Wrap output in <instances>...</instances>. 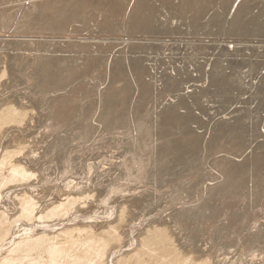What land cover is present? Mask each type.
<instances>
[{"label": "rangeland", "instance_id": "obj_1", "mask_svg": "<svg viewBox=\"0 0 264 264\" xmlns=\"http://www.w3.org/2000/svg\"><path fill=\"white\" fill-rule=\"evenodd\" d=\"M43 1H45L46 4H48L52 0H50V2H49V0L48 1H46V0H30V1L29 0H9V1L8 0H2L1 1L0 0V6H1L0 11L3 12V13L0 12V33H1L0 34V48H1L0 49V64H1L0 65V78H1V80H0V94H1L0 95V105H1L0 108H2V107L5 108L6 106L7 107L10 106V107H13L14 109H17V110H19L21 108L19 110L21 112L24 111L20 115L21 117L20 116L18 117L17 122L14 121L13 123H10L7 125H2V129H0V132H3V133L0 134V141L3 142L2 141L3 138L6 140H4L3 143L0 142V149L2 148L1 145L4 144V146H3V148H4L5 146H7L9 144L7 146V150L8 151L11 150V152L13 154L10 155L8 160L16 161V163L19 160L20 162L18 161L17 164H19V165H20V163H21V165H22V163L24 164L22 166L24 168V171L26 169V172H27L26 174L29 177L28 178L26 176L27 180L29 179L28 182H32V183L36 184V189L33 192V194L36 193V195H34L35 201L37 199H39L37 201L45 200V197L47 198L46 195L48 193L50 194L53 192V195H54L56 192H58L59 189H61V187H65L66 186L65 184L68 185V187L67 186L66 187H67V189H69L70 187L72 188V185H74V183L76 185L78 182L79 183L84 182L83 184H80L81 186L79 185V183L77 184L79 187L78 189H80V190H78V189L74 190L77 188V186L75 188V185L73 186L74 189L72 188L74 191V193H73L74 195L73 194L72 195L76 198L75 208L77 207L80 210L81 209L84 210V209L88 208L87 207L88 205H90V208L92 209L91 214L89 213L88 216H86L87 219H89L88 221H86L87 220L86 217L84 218V220L83 219L77 220L79 222H82L84 225L87 224L88 226H90V224H93L94 226H96V225L98 226V224L103 225L104 224L103 222H105V221H107L108 223L111 222V225H113V223H114V225L116 227H118V228H116L118 234H119L120 230H122L124 228L126 229L127 227L128 228L130 227L129 229L128 228L126 230L124 229L123 232L120 231V232H122V234L121 233H120L121 235L119 234L120 235L119 239H120V237L123 238V240L122 239L121 240L124 243H125L124 240H126L125 238H127L130 235L126 240V244L127 243L130 244L129 243L130 241H131V243H133L132 240L134 241V243L135 242L138 243L137 242L138 239L143 236L142 233L147 228L151 229V227L153 228V225L156 226V228L160 226V228L163 227L162 229L165 230V232L167 233L168 236L171 235L172 238H174L175 236L177 237L176 239L175 238L172 239L174 243L178 239L182 241V242L181 241L179 242V240H178L177 241L178 243L176 242L175 244H178L177 246L180 247L181 244L183 243L182 246L183 245L184 246L183 247L181 246V248H180V249H182L183 252L186 253V251H188V250L190 252L191 248H193L194 250L192 249V251H191V252H194V254H195L193 256H198L200 258L205 257L209 261H211L210 262L211 264L212 263L215 264L216 261H219V262L224 264V262H222L223 261L222 259H226V256L224 255L225 256L224 257V256H222V254H225L227 251H229V252L226 253L227 257H228L226 261H227V263L229 262V264H247L248 262L251 263L254 260H256V261H254L256 264H258L259 261L261 264H264V261L261 262V260H264V258L262 257V256H264V254H263L264 253V250H263L264 246H261V245H264V243H263L264 242L263 241V239H264V218H263L264 217V215H263L264 214V207H263L264 206V188H263L264 187V179H263L264 178V174H263L264 173V158H263L264 157V141H263L264 140V132H263L264 131V79L262 80L263 86H261L262 89H261L260 93L256 94L257 88L260 85L259 81L262 79V77H264V64L262 63L260 68L257 69L258 71L256 72L257 73L256 75H254L255 71H252V70L249 71L250 67H251L249 65L252 64L251 62H263L264 61V0H123V2H119V4H115V3L111 2L110 0H102V1L101 0H93V1L92 0H67V1L66 0H63V1L62 0H56V1H60L59 5H60V7L62 6L61 9L65 8L64 10L61 11L60 7L57 4V9L54 11V13L56 11H57V13H55V14L52 13L54 15H52L50 11H46V9L45 10L41 9L40 11L35 12L37 14V16H36V14L34 15V12H30L31 8H33V5L36 6V5L45 4V2H43ZM82 1H84V3ZM103 1H104V3H103ZM32 2H34V3L32 4ZM40 2H42V3H40ZM65 2H67V3H65ZM93 2H94V4H93ZM107 2H108V5L106 4ZM37 3H40V4H37ZM120 3H122V4H120ZM51 4H53V3H51ZM64 4L67 7H63ZM110 4L111 5L113 4L112 5L113 8L111 7ZM137 4H139V6ZM118 5L121 7H119ZM72 8L75 10H73ZM118 8H120V9H118ZM3 9H5V10H3ZM28 9H29V11H28ZM42 11H44V14ZM27 12L28 13L30 12V14H28ZM48 12H50V13H48ZM59 12L62 13L61 15H63V16H61L59 14ZM117 12L120 14H118ZM136 12H137V14H136ZM155 12H157V13H155ZM55 16H60V17H62L61 19H64L66 17L67 19L65 18L62 21L61 19H59L60 17L56 18ZM51 17L53 19L55 18L54 20L52 19L54 22L51 21ZM12 18H14V19H12ZM56 19H57V21H55ZM102 19L105 21H103ZM59 20H61L62 25H60L61 22ZM35 22H37V23H35ZM56 22H57V25L59 27L57 25H55ZM106 22H108V23H106ZM9 23H10V25H9ZM43 23H46V24H43ZM50 24H51V26H50ZM25 27H26V29H25ZM60 27H62V28H60ZM17 29H18V31H17ZM19 29H20V31H19ZM22 29H24L25 31ZM28 29H29V31H28ZM70 29H71V31H70ZM1 30H2V32H1ZM57 30L60 33L56 32ZM35 31H37V32H35ZM50 31H51V33H50ZM62 32L65 34L63 35ZM31 33H32V35H31ZM59 34H60V36H59ZM25 35H26V37H25ZM19 36L20 37L22 36V37L20 38ZM29 36H31V37H29ZM24 41H26V42H24ZM140 41H142V42H140ZM95 43H96V45H95ZM85 48H86V50H85ZM87 48H89V49H87ZM38 51H40V52H38ZM41 52H42V54H41ZM44 55H46V56H44ZM36 56H38L37 59H40L42 57L45 58L44 60H46L47 58H48V60L50 58H52V59H50L51 61L50 60L47 61L46 64L40 65L36 62L37 61L35 58ZM39 56H41V57H39ZM4 57H6V58H4ZM14 57H15V59H14ZM20 59H22V60H20ZM26 64H28V65H26ZM48 66H49V69L47 68ZM106 66L108 69L106 68ZM41 68H44L45 70L41 69ZM46 69H48V71ZM202 69L204 70V73H203ZM124 72H126V73H124ZM133 73H136V76ZM137 73H139V74H137ZM203 74H205V79L197 81V79H200V76H202ZM51 76H53V78ZM4 78H5V80H4ZM137 78H138V80H137ZM41 79H43V80H41ZM51 79L53 80L52 83H51ZM48 81H49L50 85H48L49 84V83H47ZM53 82H55V83H53ZM126 82H127V84H126ZM136 82H138V83H136ZM141 82L143 83V85L141 84ZM37 83H38V85H37ZM88 84H89V86L90 85L91 86L89 87ZM97 84H98V86H97ZM171 84H173V85H171ZM54 85H56L57 88H55L56 86H54ZM32 86H34V87H32ZM110 86H111V88H110ZM145 86H146L147 90H146ZM47 87H49V88H47ZM53 87H54V89H53L54 91L52 90ZM50 88H51V90H50ZM59 89H61V90H59ZM10 90H12V91H10ZM44 90H45V92H44ZM119 90H120V92H119ZM86 92H87V94H86ZM117 93H119V94H117ZM123 94H124V96H123ZM91 95H92V97H91ZM23 96H25V97H23ZM75 96H77V97H75ZM49 97H51L52 101H50L51 99L49 100ZM68 97H69V99H68ZM53 98H55L57 101H59V100L60 101L54 102L56 100L55 99L53 100ZM47 100H49L48 102H50L51 104L53 102V104L51 105L50 103H47ZM104 100H106V101H104ZM8 101H9V103H8ZM58 103H60V104H58ZM110 103H111V105H110ZM54 104H55V106L59 105L60 107L62 104V107H61L62 110L61 111L63 113L60 112V115H58V118L54 114L55 113L54 108H56L54 106ZM119 105H120V107H119ZM175 105H176V107H175ZM69 106H71V107H69ZM158 106H159V108H158ZM69 108H70V110H69ZM171 109H173V110H171ZM175 109H176V112H175ZM51 111H52V114H50ZM101 112L103 114L104 113L105 114L103 115V114H101ZM180 112H181V114H180ZM166 113H167V115H166ZM53 114H54V117H53L54 119L52 118ZM117 114H118V116H117ZM186 114L189 116H187ZM104 116H105V118H104ZM111 116H113V117H111ZM108 117H109V120H108ZM19 118H20V120H19ZM69 118H71V119H69ZM99 118H100V121H99ZM111 118L112 119L115 118L114 119L115 121L112 120L113 121L112 122L110 120ZM163 118H164V120H163ZM183 118H185L184 120L186 122L184 120H182ZM189 118L194 120L193 122H195V123L190 122ZM254 118H256V119H254ZM155 119H157V120H155ZM249 119H250V121H249ZM121 120H123V123ZM119 121H121V123H119ZM114 122H116V124ZM60 123H61V126H60ZM81 123L83 125H81ZM110 124H113V125H110ZM117 124H119V125H117ZM155 124L157 125V127ZM84 125H85V127H84ZM81 126H83V127H81ZM260 126H261V128H260ZM112 127H114V128H112ZM127 127H129V128L127 129ZM147 127H148V129H147ZM186 127H187V129H186ZM188 127H189V129H188ZM262 127H263V129H262ZM82 128H83V130L86 129L84 132L87 133V135H83L85 133L83 132ZM200 128H202V129H200ZM79 129H81V130H79ZM87 129H88V131H87ZM126 129L128 132L126 131ZM189 130H190V133L188 132ZM227 130H228V132H227ZM4 131H6L5 134H4ZM13 131H14V133H13ZM180 131H181V133H180ZM80 132L83 134H81ZM254 132H256V133H254ZM257 132H260V133H257ZM144 133H146V134H144ZM6 134H7V136H5ZM47 134H48V136H47ZM141 134H144V135H141ZM148 134H150V135H148ZM192 134H195V136ZM256 134H257V136H256ZM260 134H262L263 136H261ZM96 135H98V136H96ZM139 135H140V137H138ZM145 135H146V137H145ZM188 135H190V136H188ZM80 136L84 139L80 138ZM214 136H215V138H213ZM190 137H192V141H191ZM139 138H141V139H139ZM142 138H144L145 141ZM147 138H148L149 142L147 141ZM170 138H171V140H170ZM252 138H254L255 141ZM222 139H223V141H222ZM125 140H127V141H125ZM128 140H130V141H128ZM7 141H8V143H7ZM9 141H11V142H9ZM57 141H58V144H60V145L56 144ZM139 141L143 145H139L138 144ZM230 141H232V142H230ZM23 142H25V144ZM69 142H70V145H69ZM189 142H190V144H189ZM5 143H7V144H5ZM61 143H62V145H61ZM144 143H146V144H144ZM52 144L53 145L55 144V145L53 146ZM49 145H51V146L49 147ZM75 145H76V147H75ZM137 146H138V148H137ZM52 147H54V148H52ZM167 147H168V149H167ZM219 147H222V148H219ZM33 148H35V149H33ZM94 148H95V150H94ZM67 149H68V152L66 151ZM156 149L158 151L160 150L159 151L160 154L158 153V151ZM25 150H27V151H25ZM35 150H36V152H35ZM154 150H155V152H154ZM92 151H93V153H92ZM138 151H139V153H138ZM230 151H231V153H230ZM236 151H237V153H236ZM50 152H51V154H50ZM151 152H152V154H151ZM106 153H108V154H106ZM232 153H233V155H232ZM36 154L38 156H36ZM158 154L162 158L156 157ZM80 155H82V156H80ZM209 155H210V157H209ZM14 156H16V157H14ZM126 157H129V158L125 159ZM116 158L121 162H119ZM120 158H121V160H120ZM30 159H31V161H30ZM48 159L50 161H48ZM129 159H131V160H129ZM109 160H110V162H109ZM24 161H25V163H24ZM26 161H28L27 162L28 164L26 163ZM96 161H98V162H96ZM129 161L130 162L132 161V162L130 163ZM222 161H223V163H222ZM124 162L125 163L127 162V163L125 164ZM79 163H80V165H79ZM106 163H108V165ZM114 163L116 165L120 164V166L118 167ZM98 164H99V166H98ZM134 164L137 166V168H139V165H140V168L137 169ZM147 164H148V166H145ZM157 164H159V166ZM188 164L190 165V167ZM27 165H29V167ZM85 165H87V166H85ZM105 165H106V168H105ZM121 166H122V169L120 168ZM141 166H144V167H141ZM150 166H151V168H150ZM226 166H228V167H226ZM231 166H233V167H231ZM87 167L92 168V170H90ZM156 167L158 168L157 171L155 170ZM225 167L227 170L225 169ZM115 168H116V170H114ZM119 168L121 169L120 173L122 174V176H121V174H119V170H118ZM123 168H124V170H123ZM130 168H131V171L129 170ZM162 168H164V169H162ZM220 168H221V170H220ZM222 168L225 169L224 172H223ZM234 168H236V169H234ZM110 169H112V171H114V172L116 171L115 173H117V175L114 174V172H113V174L109 175V177H108L107 174H110L112 172ZM160 169H162V171ZM64 170H66L67 172ZM136 170H138V171L136 172ZM143 170H145L146 174L143 173L144 172ZM164 170H165V172H163ZM186 170H187V172H186ZM126 171L128 173H125ZM139 171H143V172H139ZM147 171L149 172V174L153 171L156 176L153 174H150V175L155 176V177L151 178L152 176L151 177H150V175L148 176ZM166 171H167V173H166ZM88 172H90V173H88ZM101 172H102V175H101ZM178 172H179V174H178ZM60 173H61V175H60ZM65 173L67 176L65 175ZM124 173H125V175H123ZM195 173H198V174H195ZM235 173H237V174H235ZM164 174L166 175L167 178L165 176H163ZM167 174L168 175L172 174V175H169L170 179L168 178ZM114 175L116 178L114 177ZM135 175L136 176L140 175V176H138V179H137L138 181L136 179H134V177L136 178ZM159 175H160V177L162 176L161 177L162 179L159 177ZM201 175H202V177H200ZM261 175H262V177H260ZM112 176H113V179L111 180ZM126 176H128V177L130 176L129 177L130 180ZM37 177H38V179L39 178L40 179L38 180ZM117 177L119 178V182H117V180H118ZM147 177H149L151 179L148 178V181H147ZM234 177L237 179H235ZM55 178H56V180H54ZM65 178H66V182H65ZM126 178H128V179L126 180ZM158 178L161 179L159 181L162 185H159L160 184V183H158L159 181L156 180ZM199 178H201L202 180ZM77 179H78V182H77ZM123 179H124V181H123ZM152 179H154L156 181H154ZM165 179L168 180L167 181L168 183L165 181ZM61 180H63V181H61ZM134 180H136L135 182L138 185L135 184ZM200 180L202 183L200 182ZM46 181H48V182H46ZM149 181L152 182L151 185H149L150 183L148 184ZM107 182H109V183H107ZM115 182H116L117 186H115ZM128 182L130 183L129 185L127 184ZM133 182H134V184H133ZM140 182L143 183V185ZM154 182H156V183H154ZM227 182H228V184H226ZM38 183L40 184V186ZM45 183H48L49 186ZM70 183H72V184L69 185ZM85 183L87 184V187L85 186ZM144 183H146V185ZM132 184H133V186H131ZM139 184H141V185H139ZM61 185H64V186H61ZM110 185H113L115 187L112 188ZM121 185H123V186L125 185V186L123 187ZM148 185L153 186V187H149ZM53 186L55 187V189ZM146 186L149 187V190H147L148 188ZM80 187H84V188L82 189ZM110 187H111V189H110ZM117 187H118V189H116ZM126 187H127V189H125ZM122 188L125 190H128V189L129 190L123 191ZM134 188H135V190H134ZM200 188H201V190H200ZM112 189H114V191H111ZM144 189H146V190H144ZM99 190L100 191L102 190L101 192L104 191L103 192L104 194H102V193L100 194ZM105 190H108V192ZM109 190L111 191V193H116L118 190L119 191H118V194H114L115 195L114 196L113 194L111 195ZM142 190H144V191H142ZM46 191H47V193H46ZM98 191H99V195L97 193ZM122 191L124 193L126 192V195H122V194H124ZM134 191H136V192H134ZM179 191H181V192L179 193ZM94 192H95V194H94ZM121 192H122V194H121ZM199 192L201 193V195ZM223 192L226 196L223 194ZM130 194H132V195H130ZM218 194H219V196H218ZM39 195H40V197H39ZM102 195H103V197H102ZM48 196H52V194L48 195ZM104 196H105V198H104ZM126 196H128L130 198V203L133 202L131 205H129L130 204L128 201L129 198H127ZM111 197H112V200H111ZM116 198H118V199H116ZM106 199H107V201H106ZM132 199H134L135 202ZM84 200H86L87 202ZM104 201H106V204L102 203ZM126 201H128L129 204H127ZM114 202H116V203H114ZM81 203H85L84 204L85 207H84V205L82 206ZM101 203H102V205H100ZM111 203H113V206ZM104 205L105 206L107 205L106 206L107 208H105ZM109 205H111V207H112L111 208L112 212H113V209L117 206L114 210L115 214H117V215H115L114 213H111V211H110L111 209H109L110 208ZM134 205H137V207H139V209L136 206L133 207ZM164 206L167 208H165ZM80 207H83V208H80ZM148 207H150V208H148ZM184 207L188 208V209H185ZM212 207L215 209H213ZM132 208H133V210H132ZM151 208H153V209H151ZM200 208H202V209H200ZM99 209H101V210H99ZM104 209H108L107 211H109V212H107V213L104 212L105 211ZM116 209H117V212H116ZM121 209H122V211H121ZM129 210L130 211L132 210L135 213L134 214L135 216H133L132 215L133 212L131 214V212ZM137 210H139L141 212L140 217L138 215L140 212L138 211L139 212L138 213ZM151 210H152V212H151ZM155 210H156V212H155ZM189 210H191V211H189ZM162 211L164 214V215L160 214L162 217L159 214H156V213H162ZM72 212L70 213V215L72 214ZM99 212H100V214H99ZM101 212L102 213L104 212L105 216H104V213L102 214ZM176 212L178 215L177 214L175 215ZM188 212L190 215L194 212L192 214V216H194V217L189 218L190 215L188 214ZM95 213H97V215ZM108 213L109 214L111 213V214L108 215ZM151 213H153V215L155 213V216L152 215L153 216L152 217ZM181 213L184 217L182 215H179ZM13 214L14 213H12L11 216L13 217V219H16V217H18V214L17 215L14 214V216H13ZM113 214H114V216H113ZM170 214L175 215L174 217L175 218L177 217L176 218L177 221L172 220L174 217H172L173 215H170ZM195 214H196V216H195ZM67 216H69V215H67ZM109 216H111L112 218ZM149 216H151V219ZM105 217H109V218H107L105 221H103V219H105ZM136 217L137 218L139 217L138 220ZM178 217H180L182 219L184 218V219L182 220ZM221 217H223V218H221ZM91 218L94 220H92ZM100 218L102 220H99ZM132 218H136V219L133 221ZM142 218H145V219H142ZM158 218H159V220H157ZM258 218L260 220H258ZM130 219L133 221V223L131 222ZM140 219L143 221L140 222L139 221ZM152 219L155 223L152 221ZM261 219H262V221H261ZM90 220H92V221H90ZM125 220H127L128 222H131V223H129V226L127 224L128 222H126ZM223 220H225V224H224ZM83 221L84 222L86 221V223H84ZM101 221H103V222H101ZM117 221L119 222V226H117V223H118ZM137 221L140 224L139 223L137 224L136 223ZM144 221H145V224L142 223ZM174 221H176V222H174ZM90 222H92V223H90ZM99 222H101L102 224H100ZM115 222H117V223L115 224ZM156 222H157V224H156ZM158 223H160L162 225H160ZM181 223H182V226H181ZM147 224L149 225V227H145V225L147 226ZM174 224H176V225H174ZM13 225H15V224H13ZM125 225H127V227ZM188 225L191 227H189ZM230 225H232V226H230ZM243 225L245 227H243ZM136 226H137V229L138 228H140V229L146 228V229L144 231L143 230L141 231L139 229L141 232L138 230L139 233H136L137 232V229L135 228ZM181 227L183 230L181 232H183V233L178 234V232H180ZM185 227H186V229L187 228L188 229L186 230ZM71 228H76V227H74V225H73V227H71ZM252 228H253V230H252ZM133 229L135 232H132ZM73 230H75L74 233L72 232ZM130 230H132V231H130ZM72 231L69 230V232L75 234L78 231V229H72ZM128 231L130 232L129 235L124 236L125 234L128 233ZM185 231H186V233L189 232V236L191 238L188 237V235H187L188 233L186 234ZM239 231L240 232L243 231V232H241L243 234L241 235V233ZM231 233H233V234L231 235ZM136 234L139 237L136 236ZM182 234H184V235H182ZM173 235H174V237H173ZM179 235H182V237ZM191 235H193L195 237L193 238ZM220 235L222 236L223 240L221 239ZM253 235H254V239L256 241L252 238ZM255 236H257L259 238L256 239ZM180 237L183 238L187 243L183 239H181ZM185 237H187L191 240H189L187 238L185 239ZM217 237L220 241L217 239ZM242 237H243V239H242ZM260 237H262L263 239ZM224 238H225V241H224ZM226 238L229 240H226ZM245 238H247V239L249 238L250 240L249 239L246 240ZM251 238L253 241L251 240ZM6 239L7 238L2 239V240H6ZM129 239H130V241L128 242ZM135 239H136V241H135ZM192 239H193V241H192ZM231 239H232V241L230 242ZM244 239H245V241H243ZM2 240L0 241V243H3ZM121 240H120V242H121ZM213 240H214V242H213ZM235 241L239 245H237L235 243ZM250 241H252V242L250 243ZM220 242L221 243L223 242V244H221ZM245 242L248 243V245L252 244V243H255L256 245L255 244L249 245V246H251V249H250V247H248V245L245 244ZM256 242H258V243H256ZM188 243L189 244L192 243V245H189ZM205 243L206 244L208 243V244L206 245ZM209 243H211V244H209ZM225 243H226L227 248H226V246H223V245H225ZM209 245H211V246H209ZM212 245H214V247ZM244 245L245 246L247 245V246L245 247ZM196 247L198 249L199 248L205 249L207 247L208 249L206 248L204 251H202L200 249L197 250ZM223 247L226 249L223 250ZM228 247H230V248H228ZM237 247L241 250H239ZM246 248L247 249L249 248L250 250H247ZM252 248H254V250L256 249V251H254V250L252 251ZM185 249H187V250H185ZM195 249L198 251V253L201 252L200 253L201 255L198 254ZM230 250H231L232 254H231ZM206 251L208 253H203ZM247 251H249V253H251V252L255 253L256 255H254L253 253L251 254V255L255 256V258H252L253 256L250 257L251 255L249 253H248L249 254L248 255ZM214 252H215V254H214ZM217 252H218V254H216ZM238 252H241L240 253L241 256H238V255H240ZM257 252L260 253L259 255L261 258L258 256ZM229 253L231 254V256H228ZM243 253L247 254L245 259L242 258V257H245L244 256L245 254H243ZM206 254L208 257L206 256ZM236 254H238V255H236ZM215 255L217 258L215 257ZM257 257H259V258H257ZM247 258L248 259L251 258L252 261H251V259L248 260ZM257 261H258V263H257Z\"/></svg>", "mask_w": 264, "mask_h": 264}, {"label": "bare ground", "instance_id": "obj_2", "mask_svg": "<svg viewBox=\"0 0 264 264\" xmlns=\"http://www.w3.org/2000/svg\"><path fill=\"white\" fill-rule=\"evenodd\" d=\"M2 1V0H1ZM9 1V0H8ZM30 1V0H29ZM46 1H48V0H46ZM63 1V0H62ZM67 1V0H66ZM93 1V0H92ZM91 1V2H92ZM102 1V0H101ZM111 2H113V3H115V4H119V2H123V0H110ZM43 2H45V1H43ZM49 2H50V0H49ZM59 2L60 1H54V0H52L50 3H48V4H46V2H45V4H41V5H36V6H34L33 5V8H31V10H30V12H34V15L36 14L35 12H38V11H40L41 9L43 10H45L46 9V11H50L51 12V14L52 13H54V11L57 9V4H58V6L60 7V5H59ZM79 2V1H78ZM83 3H84V1H82ZM2 3V2H1ZM34 2H32V4H33ZM40 3H42V2H40ZM40 3H37V4H40ZM51 3H53V4H51ZM63 3V2H62ZM65 3H67V2H65ZM103 3H104V1H103ZM125 3V2H124ZM5 4V3H4ZM9 4V3H8ZM61 4V3H60ZM93 4H94V2H93ZM102 4V3H101ZM107 5H108V2L106 3ZM114 4V5H115ZM120 4H122V3H120ZM14 5V4H13ZM63 5V4H62ZM68 5V4H67ZM70 5V4H69ZM77 5V4H76ZM82 5V4H81ZM111 5V4H110ZM113 5V4H112ZM111 5V7L113 8V6ZM124 5V4H123ZM138 6H139V4H137ZM136 5V6H137ZM31 6V5H30ZM119 6V5H118ZM137 6V7H138ZM149 6V5H148ZM153 6V5H152ZM1 7V6H0ZM29 7V6H28ZM63 7H67V6H65V4H64V6ZM88 7V6H87ZM119 7H121V6H119ZM4 8V7H3ZM9 8V7H8ZM13 8V7H12ZM62 8V6L60 7V9ZM84 8V7H83ZM105 8V7H104ZM140 8V7H139ZM25 9V8H24ZM30 9V8H29ZM29 9H28V11H29ZM59 9V8H58ZM59 9V10H60ZM65 9V8H64ZM64 9H61V11L62 10H64ZM73 9V8H72ZM86 9V8H85ZM118 9H120V8H118ZM136 9V8H135ZM3 10H5V9H3ZM73 10H75V9H73ZM109 10V9H108ZM111 10V9H110ZM11 11V10H10ZM27 11V10H26ZM45 11V12H46ZM68 11V10H67ZM86 11V10H85ZM89 11V10H88ZM135 11V10H134ZM0 12H2V11H0ZM30 12L28 13V14H30ZM43 12V14H44V11H42ZM50 12H48V13H50ZM72 12V11H71ZM75 12V11H74ZM98 12V11H97ZM122 12V11H121ZM140 12V11H139ZM142 12V11H141ZM170 12V11H169ZM3 13V12H2ZM40 13V12H39ZM55 13H57V11L55 12ZM54 13V14H55ZM88 13V12H87ZM86 13V14H87ZM118 13V12H117ZM123 13V12H122ZM155 13H157V12H155ZM33 14V13H32ZM31 14V15H32ZM54 14H52V15H54ZM59 14L61 15L62 13H60L59 12ZM64 14V13H63ZM118 14H120V13H118ZM134 14V13H133ZM136 14H137V12H136ZM141 14V13H140ZM4 15V14H3ZM8 15V14H7ZM14 15V14H13ZM39 15V14H38ZM46 15V14H45ZM44 15V16H45ZM115 15V14H114ZM36 16H37V14H36ZM43 16V17H44ZM48 16V15H47ZM61 16H63V15H61ZM109 16V15H108ZM118 16V15H117ZM120 16V15H119ZM151 16V15H150ZM13 17V16H12ZM23 17V16H22ZM56 18L58 17H60V16H55ZM87 17V16H86ZM110 17V16H109ZM154 17V16H153ZM32 18V17H31ZM62 17H60L59 19H61ZM66 18V17H65ZM64 18V19H65ZM159 18V17H158ZM12 19H14V18H12ZM50 19V18H49ZM53 18L51 17V21H53L52 20ZM64 19H61L62 21L64 20ZM67 19V18H66ZM85 19V18H84ZM87 19V18H86ZM119 19V18H118ZM21 20V19H20ZM29 20V19H28ZM61 20H59L60 22H61ZM75 20V19H74ZM103 20V19H102ZM113 20V19H112ZM142 20V19H141ZM19 21V20H18ZM25 21V20H24ZM36 21V20H35ZM55 21H57V19L55 20ZM58 21V22H59ZM70 21V20H69ZM85 21V20H84ZM103 21H105V20H103ZM17 22V21H16ZM26 22V21H25ZM38 22V21H37ZM37 22H35V23H37ZM54 22V21H53ZM59 22V23H60ZM68 22V21H67ZM83 22V21H82ZM14 23V22H13ZM106 23H108V22H106ZM21 24V23H20ZM25 24V23H24ZM43 24H46V23H43ZM53 24V23H52ZM73 24V23H72ZM91 24V23H90ZM149 24V23H148ZM9 25H10V23H9ZM55 25H57V22H56V24ZM54 25V26H55ZM60 25H62V22L60 23ZM65 25V24H64ZM63 25V26H64ZM67 25V24H66ZM85 25V24H84ZM104 25V24H103ZM8 26V25H7ZM50 26H51V24H50ZM53 26V27H54ZM58 26V25H57ZM62 26V27H63ZM20 27V26H19ZM59 27V26H58ZM62 27H60V28H62ZM21 29V28H20ZM20 29H19V31H20ZM25 29H26V27H25ZM142 29V28H141ZM11 30V29H10ZM22 30H24V29H22ZM34 30V29H33ZM42 30V29H41ZM62 30V29H61ZM87 30V29H86ZM138 30V29H137ZM17 31H18V29H17ZM25 31V30H24ZM28 31H29V29H28ZM65 31V30H64ZM70 31H71V29H70ZM1 32H2V30H1ZM35 32H37V31H35ZM39 32V31H38ZM44 32V31H43ZM42 32V33H43ZM56 32H59L58 30L56 31ZM66 32V31H65ZM104 32V31H103ZM4 33V32H3ZM15 33V32H14ZM50 33H51V31H50ZM60 33V32H59ZM63 33V32H62ZM102 33V32H101ZM143 33V32H142ZM1 34V33H0ZM19 34V33H18ZM45 34V33H44ZM65 33H63V35H64ZM69 34V33H68ZM75 34V33H74ZM5 35V34H4ZM21 35V34H20ZM29 35V34H28ZM31 35H32V33H31ZM67 35V34H66ZM71 35V34H70ZM37 36V35H36ZM35 36V37H36ZM47 36V35H46ZM56 36V35H55ZM58 36V35H57ZM59 36H60V34H59ZM72 36V35H71ZM74 36V35H73ZM91 36V35H90ZM11 37V36H10ZM20 37V36H19ZM22 37V36H21ZM20 37V38H21ZM25 37H26V35H25ZM29 37H31V36H29ZM28 37V38H29ZM38 38V37H37ZM48 38V37H47ZM54 38V37H53ZM52 38V39H53ZM73 38V37H72ZM2 39V38H1ZM17 39V38H16ZM57 39V38H56ZM59 39V38H58ZM65 39V38H64ZM30 40V39H29ZM39 40V39H38ZM88 40V39H87ZM23 41V40H22ZM61 41V40H60ZM70 41V40H69ZM76 41V40H75ZM14 42V41H13ZM24 42H26V41H24ZM46 42V41H45ZM58 42V41H57ZM72 42V41H71ZM140 42H142V41H140ZM19 43V42H18ZM30 43V42H29ZM43 43V42H42ZM92 43V42H91ZM13 44V43H12ZM11 44V45H12ZM55 44V43H54ZM64 44V43H63ZM73 44V43H72ZM75 44V43H74ZM84 44V43H83ZM22 45V44H21ZM40 45V44H39ZM51 45V44H50ZM69 45V44H68ZM88 45V44H87ZM94 45V44H93ZM95 45H96V43H95ZM4 46V45H3ZM2 46V47H3ZM14 46V45H13ZM16 46V45H15ZM24 46V45H23ZM52 46V45H51ZM28 47V46H27ZM46 47V46H45ZM54 47V46H53ZM57 47V46H56ZM8 48V47H7ZM38 48V47H37ZM41 48V47H40ZM66 48V47H65ZM64 48V49H65ZM1 49V48H0ZM22 49V48H21ZM33 49V48H32ZM87 49H89V48H87ZM103 49V48H102ZM142 49V48H141ZM6 50V49H5ZM14 50V49H13ZM31 50V49H30ZM37 50V49H36ZM35 50V51H36ZM40 50V49H39ZM53 50V49H52ZM67 50V49H66ZM85 50H86V48H85ZM98 50V49H97ZM104 50V49H103ZM3 51V50H2ZM18 51V50H17ZM25 51V50H24ZM28 51V50H27ZM43 51V50H42ZM45 51V50H44ZM50 51V50H49ZM38 52H40V51H38ZM60 52V51H59ZM65 52V51H64ZM68 52V51H67ZM73 52V51H72ZM175 52V51H174ZM26 53V52H25ZM58 53V52H57ZM138 53V52H137ZM33 54V53H32ZM36 54V53H35ZM41 54H42V52H41ZM73 54V53H72ZM13 55V54H12ZM26 55V54H25ZM71 55V54H70ZM99 55V54H98ZM135 55V54H134ZM33 56V55H32ZM42 56V55H41ZM41 56H39V57H41ZM44 56H46V55H44ZM50 56V55H49ZM3 57V56H2ZM22 57V56H21ZM37 57L38 56H36L35 58H36V62L38 63V64H40V65H44V64H46L47 63V61H49L50 59H52V58H50L49 60H48V58L46 59V60H44L45 58H40V59H37ZM48 57V56H47ZM77 57V56H76ZM137 57V56H136ZM171 57V56H170ZM4 58H6V57H4ZM12 58V57H11ZM19 58V57H18ZM30 58V57H29ZM34 58V59H35ZM2 59V58H1ZM9 59V58H8ZM14 59H15V57H14ZM13 59V60H14ZM33 59V60H34ZM99 59V58H98ZM12 60V61H13ZM18 60V59H17ZM20 60H22V59H20ZM19 60V61H20ZM140 60V59H139ZM4 61V60H3ZM6 61V60H5ZM8 61V60H7ZM15 61V60H14ZM24 61V60H23ZM51 61V60H50ZM93 61V60H92ZM2 62V61H1ZM32 62V61H31ZM53 62V61H52ZM55 62V61H54ZM74 62V61H73ZM101 62V61H100ZM130 62V61H129ZM5 63V62H4ZM12 63V62H11ZM50 63V62H49ZM62 63V62H61ZM66 63V62H65ZM106 63V62H105ZM123 63V62H122ZM137 63V62H136ZM252 64L251 65H249V66H251L250 67V70L249 71H255V74L254 75H256L257 73V69H259L260 68V66L262 65V63L264 64V61L263 62H251ZM53 64V63H52ZM1 65V64H0ZM26 65H28V64H26ZM37 65V64H36ZM50 65V64H49ZM117 65V64H116ZM6 66V65H5ZM4 66V67H5ZM18 66V65H17ZM33 66V65H32ZM38 66V65H37ZM55 66V65H54ZM66 66V65H65ZM8 67V66H7ZM20 67V66H19ZM28 67V66H27ZM80 67V66H79ZM26 68V67H25ZM40 68V67H39ZM45 68V67H44ZM44 68H41V69H44ZM48 69H49V66L47 67ZM58 68V67H57ZM82 68V67H81ZM94 68V67H93ZM101 68V67H100ZM106 68H107V66H106ZM117 68V67H116ZM140 68V67H139ZM6 69V68H5ZM20 69V68H19ZM30 69V68H29ZM35 69V68H34ZM37 69V68H36ZM48 69H46L47 71H48ZM96 69V68H95ZM108 69V68H107ZM106 69V70H107ZM40 70V69H39ZM45 70V69H44ZM51 70V69H50ZM70 70V69H69ZM85 70V69H84ZM91 70V69H90ZM105 70V71H106ZM203 70V69H202ZM37 71V70H36ZM78 71V70H77ZM99 71V70H98ZM133 71V70H132ZM149 71V70H148ZM18 72V71H17ZM50 72V71H49ZM53 72V71H52ZM179 72V71H178ZM193 72V71H192ZM100 73V72H99ZM124 73H126V72H124ZM199 73V72H198ZM203 73H204V70H203ZM253 73V72H252ZM9 74V73H8ZM21 74V73H20ZM38 74V73H37ZM40 74V73H39ZM50 74V73H49ZM54 74V73H53ZM69 74V73H68ZM107 74V73H106ZM133 74H135V76H136V73H133ZM137 74H139V73H137ZM23 75V74H22ZM26 75V74H25ZM67 75V74H66ZM65 75V76H66ZM90 75V74H89ZM97 75V74H96ZM99 75V74H98ZM120 75V74H119ZM127 75V74H126ZM15 76V75H14ZM42 76V75H41ZM55 76V75H54ZM138 76V75H137ZM152 76V75H151ZM154 76V75H153ZM252 76V75H251ZM52 78H53V76H51ZM95 77V76H94ZM120 77V76H119ZM139 77V76H138ZM23 78V77H22ZM71 78V77H70ZM80 78V77H79ZM34 79V78H33ZM64 79V78H63ZM83 79V78H82ZM141 79V78H140ZM144 79V78H143ZM197 79V78H196ZM203 79H205V74H203L202 76H200V79H197V81H199V80H203ZM264 79V77H262V79L259 81L260 82V85L258 86V88H257V92H256V94H259L260 93V91H261V89H262V87L261 86H263V83H262V80ZM0 80H1V78H0ZM4 80H5V78H4ZM41 80H43V79H41ZM48 80V79H47ZM71 80V79H70ZM77 80V79H76ZM137 80H138V78H137ZM136 80V81H137ZM169 80V79H168ZM24 81V80H23ZM50 81V80H49ZM49 81L47 82V83H49ZM52 79H51V83H52ZM58 81V80H57ZM64 81V80H63ZM128 81V80H127ZM130 81V80H129ZM157 81V80H156ZM4 82V81H3ZM13 82V81H12ZM26 82V81H25ZM73 82V81H72ZM171 82V81H170ZM17 83V82H16ZM22 83V82H21ZM43 83V82H42ZM53 83H55V82H53ZM57 83V82H56ZM70 83V82H69ZM79 83V82H78ZM102 83V82H101ZM135 83V82H134ZM136 83H138V82H136ZM140 83V82H139ZM167 83V82H166ZM46 84V83H45ZM77 84V83H76ZM93 84V83H92ZM113 84V83H112ZM120 84V83H119ZM126 84H127V82H126ZM141 84L143 85V83L141 82ZM13 85V84H12ZM37 85H38V83H37ZM41 85V84H40ZM43 85V84H42ZM48 85H50V83L48 84ZM59 85V84H58ZM130 85V84H129ZM138 85V84H137ZM145 85V84H144ZM171 85H173V84H171ZM6 86V85H5ZM53 86V85H52ZM51 86V87H52ZM54 86H56V85H54ZM88 86H89V84H88ZM91 86V85H90ZM89 86V87H90ZM97 86H98V84H97ZM121 86V85H120ZM127 86V85H126ZM131 86V85H130ZM139 86V85H138ZM150 86V85H149ZM180 86V85H179ZM253 86V85H252ZM3 87V86H2ZM32 87H34V86H32ZM50 87V86H49ZM49 87H47V88H49ZM62 87V86H61ZM94 87V86H93ZM123 87V86H122ZM132 87V86H131ZM141 87V86H140ZM148 87V86H147ZM255 87V86H254ZM28 88V87H27ZM26 88V89H27ZM45 88V87H44ZM55 88H57V86L55 87ZM60 88V87H59ZM81 88V87H80ZM110 88H111V86H110ZM109 88V89H110ZM143 88V87H142ZM145 88H146V86H145ZM169 88V87H168ZM5 89V88H4ZM10 89V88H9ZM29 89V88H28ZM33 89V88H32ZM46 89V88H45ZM54 89V87L52 88V90ZM82 89V88H81ZM141 89V88H140ZM180 89V88H179ZM48 90V89H47ZM50 90H51V88H50ZM57 90V89H56ZM59 90H61V89H59ZM87 90V89H86ZM92 90V89H91ZM144 90V89H143ZM142 90V91H143ZM146 90H147V88H146ZM145 90V91H146ZM10 91H12V90H10ZM18 91V90H17ZM54 91V90H53ZM78 91V90H77ZM131 91V90H130ZM133 91V90H132ZM44 92H45V90H44ZM119 92H120V90H119ZM144 92V91H143ZM174 92V91H173ZM11 93V92H10ZM24 93V92H23ZM49 93V92H48ZM52 93V92H51ZM204 93V92H203ZM255 93V92H254ZM7 94V93H6ZM59 94V93H58ZM86 94H87V92H86ZM95 94V93H94ZM113 94V93H112ZM117 94H119V93H117ZM136 94V93H135ZM1 95V94H0ZM9 95V94H8ZM34 95V94H33ZM82 95V94H81ZM116 95V94H115ZM3 96V95H2ZM32 96V95H31ZM123 96H124V94H123ZM9 97V96H8ZM20 97V96H19ZM23 97H25V96H23ZM38 97V96H37ZM47 97V96H46ZM55 97V96H54ZM73 97V96H72ZM75 97H77V96H75ZM82 97V96H81ZM80 97V98H81ZM91 97H92V95H91ZM120 97V96H119ZM134 97V96H133ZM145 97V96H144ZM11 98V97H10ZM40 98V97H39ZM259 98V97H258ZM51 99V97H49V100ZM55 98H53V100H54ZM68 99H69V97H68ZM86 99V98H85ZM88 99V98H87ZM116 99V98H115ZM27 100V99H26ZM39 100V99H38ZM49 100H47V103H50V102H48ZM56 100V99H55ZM59 100V99H58ZM76 100V99H75ZM74 100V101H75ZM92 100V99H91ZM129 100V99H128ZM158 100V99H157ZM202 100V99H201ZM258 100V99H257ZM4 101V100H3ZM30 101V100H29ZM50 101H52V99L50 100ZM60 101V100H59ZM59 101H54V102H59ZM64 101V100H63ZM67 101V100H66ZM85 101V100H84ZM104 101H106V100H104ZM103 101V102H104ZM130 101V100H129ZM21 102V101H20ZM31 102V101H30ZM69 102V101H68ZM88 102V101H87ZM95 102V101H94ZM118 102V101H117ZM127 102V101H126ZM164 102V101H163ZM8 103H9V101H8ZM72 103V102H71ZM79 103V102H78ZM152 103V102H151ZM262 103V102H261ZM7 104V103H6ZM51 104V103H50ZM52 104H53V102H52ZM51 104V105H52ZM58 104H60V103H58ZM101 104V103H100ZM134 104V103H133ZM156 104V103H155ZM160 104V103H159ZM8 105V104H7ZM66 105V104H65ZM96 105V104H95ZM110 105H111V103H110ZM123 105V104H122ZM151 105V104H150ZM161 105V104H160ZM1 106V105H0ZM29 106V105H28ZM54 106H55V104H54ZM82 106V105H81ZM45 107V106H44ZM43 107V108H44ZM56 108H54L55 110V115L57 116V118H58V115H60V112H62L61 110V107H62V104H61V107L58 105V106H55ZM68 107V106H67ZM69 107H71V106H69ZM93 107V106H92ZM119 107H120V105H119ZM146 107V106H145ZM175 107H176V105H175ZM174 107V108H175ZM3 108V107H2ZM0 108V129H2V125H7V124H10V123H13L14 121H18V117L24 112H21V111H19V110H17V109H14L13 107H5V108ZM23 108V107H22ZM26 108V107H25ZM40 108V107H39ZM53 108V107H52ZM137 108V107H136ZM158 108H159V106H158ZM171 108V107H170ZM173 108V107H172ZM103 109V108H102ZM118 109V108H117ZM169 109V108H168ZM27 110V109H26ZM45 110V109H44ZM50 110V109H49ZM69 110H70V108H69ZM88 110V109H87ZM114 110V109H113ZM138 110V109H137ZM142 110V109H141ZM171 110H173V109H171ZM256 110V109H255ZM53 111V112H54ZM65 111V110H64ZM75 111V110H74ZM83 111V110H82ZM100 111V110H99ZM102 111V110H101ZM104 111V110H103ZM107 111V110H106ZM115 111V110H114ZM122 111V110H121ZM124 111V110H123ZM127 111V110H126ZM155 111V110H154ZM167 111V110H166ZM175 112H176V109H175ZM186 112V111H185ZM50 113V112H49ZM63 113V112H62ZM87 113V112H86ZM90 113V112H89ZM149 113V112H148ZM34 114V113H33ZM50 114H52V111H51V113ZM54 114L52 115V118L54 117ZM83 114V113H82ZM101 114H103L102 112H101ZM105 114V113H104ZM103 114V115H104ZM141 114V113H140ZM173 114V113H172ZM180 114H181V112H180ZM37 115V114H36ZM46 115V114H45ZM64 115V114H63ZM110 115V114H109ZM166 115H167V113H166ZM187 115V114H186ZM253 115V114H252ZM83 116V115H82ZM102 116V115H101ZM114 116V115H113ZM113 116H111V117H113ZM117 116H118V114H117ZM126 116V115H125ZM146 116V115H145ZM149 116V115H148ZM164 116V115H163ZM187 116H189V115H187ZM21 117V116H20ZM34 117V116H33ZM51 117V116H50ZM61 117V116H60ZM89 117V116H88ZM162 117V116H161ZM165 117V116H164ZM202 117V116H201ZM75 118V117H74ZM98 118V117H97ZM101 118V117H100ZM100 118H99V121H100ZM103 118V117H102ZM104 118H105V116H104ZM120 118V117H119ZM133 118V117H132ZM191 118V117H190ZM189 118V119H190ZM194 118V117H193ZM26 119V118H25ZM54 119V118H53ZM69 119H71V118H69ZM115 118H111L110 120L112 121V120H114ZM123 119V118H122ZM126 119V118H125ZM158 119V118H157ZM157 119H155V120H157ZM166 119V118H165ZM185 118H183L182 120H184ZM188 119V118H187ZM254 119H256V118H254ZM19 120H20V118H19ZM48 120V119H47ZM83 120V119H82ZM97 120V119H96ZM105 120V119H104ZM103 120V121H104ZM108 120H109V117H108ZM118 120V119H117ZM161 120V119H160ZM163 120H164V118H163ZM192 119H190V122H192V123H195V122H193L194 120H192ZM196 120V119H195ZM211 120V119H210ZM253 120V119H252ZM49 121V120H48ZM57 121V120H56ZM110 121V122H111ZM115 121V120H114ZM122 121V123H123V120H121ZM121 121H119V123H121ZM149 121V120H148ZM173 121V120H172ZM185 121V120H184ZM249 121H250V119H249ZM29 122V121H28ZM46 122V121H45ZM44 122V123H45ZM113 122V121H112ZM117 122V121H116ZM116 122H114L115 124H116ZM186 122V121H185ZM189 122V121H188ZM189 122V123H190ZM25 123V122H24ZM32 123V122H31ZM92 123V122H91ZM113 123V124H114ZM198 123V122H197ZM27 124V123H26ZM30 124V123H29ZM65 124V123H64ZM113 124H110V125H113ZM142 124V123H141ZM12 125V124H11ZM24 125V124H23ZM46 125V124H45ZM67 125V124H66ZM65 125V126H66ZM78 125V124H77ZM81 125H83L82 123H81ZM86 125V124H85ZM85 125H84V127H85ZM93 125V124H92ZM117 125H119V124H117ZM116 125V126H117ZM156 125V124H155ZM162 125V124H161ZM186 125V124H185ZM202 125V124H201ZM248 125V124H247ZM246 125V126H247ZM262 125V124H261ZM44 126V125H43ZM51 126V125H50ZM60 126H61V123H60ZM91 126V125H90ZM115 126V125H114ZM20 127V126H19ZM68 127V126H67ZM77 127V126H76ZM81 127H83V126H81ZM92 127V126H91ZM95 127V126H94ZM121 127V126H120ZM156 127H157V125H156ZM195 127V126H194ZM198 127V126H197ZM202 127V126H201ZM213 127V126H212ZM22 128V127H21ZM31 128V127H30ZM80 128V127H79ZM109 128V127H108ZM112 128H114V127H112ZM129 127H127V129H128ZM146 128V127H145ZM167 128V127H166ZM260 128H261V126H260ZM32 129V128H31ZM63 129V128H62ZM90 129V128H89ZM127 129H126V131H127ZM147 129H148V127H147ZM156 129V128H155ZM154 129V130H155ZM186 129H187V127H186ZM188 129H189V127H188ZM199 129V128H198ZM200 129H202V128H200ZM217 129V128H216ZM252 129V128H251ZM259 129V128H258ZM262 129H263V127H262ZM5 130V129H4ZM25 130V129H24ZM53 130V129H52ZM58 130V129H57ZM61 130V129H60ZM79 130H81V129H79ZM82 130H83V128H82ZM86 130V129H85ZM85 130H83V132L85 131ZM116 130V129H115ZM175 130V129H174ZM191 130V129H190ZM190 130L188 131L189 133H190ZM17 131V130H16ZM87 131H88V129H87ZM120 131V130H119ZM124 131V130H123ZM164 131V130H163ZM172 131V130H171ZM192 131V130H191ZM230 131V130H229ZM5 132L6 131H4V134H5ZM10 132V131H9ZM21 132V131H20ZM128 132V131H127ZM170 132V131H169ZM197 132V131H196ZM227 132H228V130H227ZM262 132V131H261ZM264 132V131H263ZM1 133H3V132H0V134ZM13 133H14V131H13ZM81 133V132H80ZM85 133V132H84ZM91 133V132H90ZM124 133V132H123ZM137 133V132H136ZM143 133V132H142ZM149 133V132H148ZM166 133V132H165ZM174 133V132H173ZM180 133H181V131H180ZM239 133V132H238ZM254 133H256V132H254ZM253 133V134H254ZM257 133H260V132H257ZM20 134V133H19ZM46 134V133H45ZM60 134V133H59ZM65 134V133H64ZM63 134V135H64ZM81 134H83V133H81ZM144 134H146V133H144ZM144 134H141V135H144ZM175 134V133H174ZM179 134V133H178ZM187 134V133H186ZM31 135V134H30ZM44 135V134H43ZM71 135V134H70ZM83 135H87V133H85V134H83ZM148 135H150V134H148ZM147 135V136H148ZM153 135V134H152ZM192 135H194L195 136V134H192ZM255 135V134H254ZM253 135V136H254ZM261 136H263L262 134H260ZM5 136H7V134L5 135ZM4 136V137H5ZM13 136V135H12ZM25 136V135H24ZM35 136V135H34ZM47 136H48V134H47ZM96 136H98V135H96ZM123 136V135H122ZM134 136V135H133ZM158 136V135H157ZM166 136V135H165ZM172 136V135H171ZM188 136H190V135H188ZM197 136V135H196ZM203 136V135H202ZM237 136V135H236ZM240 136V135H239ZM256 136H257V134H256ZM11 137V136H10ZM46 137V136H45ZM64 137V136H63ZM77 137V136H76ZM87 137V136H86ZM138 137H140V135L138 136ZM145 137H146V135H145ZM170 137V136H169ZM223 137V136H222ZM255 137V136H254ZM60 138V137H59ZM80 138H82L81 136H80ZM104 138V137H103ZM107 138V137H106ZM167 138V137H166ZM191 138V141H192V137H190ZM195 138V137H194ZM193 138V139H194ZM197 138V137H196ZM213 138H215V136L213 137ZM219 138V137H218ZM11 139V138H10ZM46 139V138H45ZM58 139V138H57ZM73 139V138H72ZM79 139V138H78ZM82 139H84V138H82ZM89 139V138H88ZM139 139H141V138H139ZM143 140H144V138H142ZM150 139V138H149ZM239 139V138H238ZM253 140H254V138H252ZM256 139V138H255ZM4 140H6V139H4L3 138V142H4ZM24 140V139H23ZM64 140V139H63ZM157 140V139H156ZM165 140V139H164ZM170 140H171V138H170ZM182 140V139H181ZM196 140V139H195ZM215 140V139H214ZM263 140V139H262ZM29 141V140H28ZM69 141V140H68ZM73 141V140H72ZM125 141H127V140H125ZM128 141H130V140H128ZM145 141V140H144ZM147 141H148V138H147ZM146 141V142H147ZM197 141V140H196ZM206 141V140H205ZM222 141H223V139H222ZM255 141V140H254ZM253 141V142H254ZM264 141V140H263ZM1 142V141H0ZM3 142H1V143H3ZM9 142H11V141H9ZM14 142V141H13ZM27 142V141H26ZM63 142V141H62ZM71 142V141H70ZM70 142H69V145H70ZM84 142V141H83ZM94 142V141H93ZM149 142V141H148ZM147 142V143H148ZM157 142V141H156ZM187 142V141H186ZM230 142H232V141H230ZM247 142V141H246ZM7 143H8V141H7ZM7 143H5V144H7ZM24 144H25V142H23ZM36 143V142H35ZM49 143V142H48ZM47 143V144H48ZM98 143V142H97ZM110 143V142H109ZM226 143V142H225ZM28 144V143H27ZM56 144H58V141H57V143ZM88 144V143H87ZM92 144V143H91ZM94 144V143H93ZM130 144V143H129ZM139 145H143V144H141L140 143V141H139V143H138ZM144 144H146V143H144ZM189 144H190V142H189ZM220 144V143H219ZM9 145V144H8ZM7 145V146H8ZM11 145V144H10ZM21 145V144H20ZM29 145V144H28ZM43 145V144H42ZM53 145V144H52ZM55 145V144H54ZM53 145V146H54ZM58 145H60V144H58ZM61 145H62V143H61ZM82 145V144H81ZM109 145V144H108ZM169 145V144H168ZM208 145V144H207ZM222 145V144H221ZM226 145V144H225ZM2 146V148H3V146H4V144L3 145H1ZM7 146H5L3 149L1 148L0 149V241L2 240V239H5V238H7L6 240H2L3 241V243H0V264H211L210 262L211 261H209L207 258H205L203 255V257L204 258H200V257H198V256H193V255H195L194 254V252H191L192 251V249L193 248H191V251L189 252V250L188 251H186V253L185 252H183L182 251V249H180L181 248V246H182V244H181V246L180 247H178L177 245L178 244H175L178 240H176V242L174 243L173 242V240L172 239H176L177 237L175 236L174 237V235H173V237L174 238H172V236L170 237V236H168L167 235V233L165 232V230L164 229H162L163 227H161L160 228V226L159 227H157L156 228V226H154L152 223V225H153V228L151 227V229H149V228H145V229H140V228H138L137 229V226L135 227L136 229H137V232L136 233H139L138 232V230L140 229L141 231L143 230H145L142 234H143V236L141 237V238H137L138 239V243H134V241L132 240V242L134 243H131V241H130V239L128 240V242L130 243V244H126V240H127V238L130 236L129 235V231H128V233L127 234H123L124 236H126V235H129L127 238H125L126 240H124L125 241V243L122 241L123 240V238H121L120 237V239H119V236L122 234V232H123V230L125 229L124 227L126 226L127 227V225H125L123 228L124 229H122V230H120V231H122V232H120L119 231V234H118V232H117V229L116 228H118V227H116L115 225H114V223H113V225H111V222H107V221H105L107 218H109V217H111V216H109V217H105V219H103V221H105V222H103V221H101V222H103L104 224L103 225H99L98 224V226L96 225V226H94L93 224H90V226H88L87 224L86 225H84L82 222H79V221H77V220H79V219H83L84 220V218L86 217V216H88V214L90 213L91 214V208H90V205H88L87 207V209H84V210H80L79 208H75V204H76V198L73 196L74 194V191H73V186L75 185V183H74V185H72V188L70 187L69 189H67V187H68V185L67 184H65L66 186L65 187H61V186H64V185H61L60 187H61V189H57L58 190V192H56L54 195H53V192L52 193H48L46 196H47V198L45 197V200H41V201H37V200H39V199H37L36 201H35V198H34V195H36V193L35 194H33V192L35 191V189H36V184L35 183H32V182H28V180H27V178H26V176H27V172H26V169H25V171H24V168H23V166L22 165H24L23 163H22V165H21V163H20V165L19 164H17L18 163V161H17V163H16V161H12V160H8V158L10 157V155L11 154H13L12 152H11V150L10 151H8L7 150ZM23 146V145H22ZM51 145H49V147H50ZM57 146V145H56ZM55 146V147H56ZM99 146V145H98ZM114 146V145H113ZM160 146V145H159ZM170 146V145H169ZM193 146V145H192ZM25 147V146H24ZM64 147V146H63ZM75 147H76V145H75ZM91 147V146H90ZM163 147V146H162ZM243 147V146H242ZM245 147V146H244ZM52 148H54V147H52ZM61 148V147H60ZM83 148V147H82ZM92 148V147H91ZM110 148V147H109ZM137 148H138V146H137ZM179 148V147H178ZM186 148V147H185ZM194 148V147H193ZM219 148H222V147H219ZM238 148V147H237ZM6 149V150H5ZM15 149V148H14ZM33 149H35V148H33ZM62 149V148H61ZM115 149V148H114ZM113 149V150H114ZM141 149V148H140ZM149 149V148H148ZM167 149H168V147H167ZM244 149V148H243ZM24 150V149H23ZM51 150V149H50ZM87 150V149H86ZM94 150H95V148H94ZM133 150V149H132ZM152 150V149H151ZM157 150V149H156ZM178 150V149H177ZM176 150V151H177ZM184 150V149H183ZM182 150V151H183ZM209 150V149H208ZM19 151V150H18ZM25 151H27V150H25ZM34 151V150H33ZM52 151V150H51ZM57 151V150H56ZM67 152H68V149L66 150ZM89 151V150H88ZM99 151V150H98ZM140 151V150H139ZM139 151H138V153H139ZM147 151V150H146ZM158 151V150H157ZM160 151V150H159ZM159 151H158V153H159ZM224 151V150H223ZM262 151V150H261ZM35 152H36V150H35ZM40 152V151H39ZM60 152V151H59ZM115 152V151H114ZM154 152H155V150H154ZM171 152V151H170ZM173 152V151H172ZM216 152V151H215ZM31 153V152H30ZM54 153V152H53ZM86 153V152H85ZM89 153V152H88ZM91 153V152H90ZM92 153H93V151H92ZM179 153V152H178ZM199 153V152H198ZM210 153V152H209ZM230 153H231V151H230ZM236 153H237V151H236ZM35 154V153H34ZM50 154H51V152H50ZM105 154V153H104ZM106 154H108V153H106ZM144 154V153H143ZM147 154V153H146ZM151 154H152V152H151ZM160 154V153H159ZM159 154L156 156V157H161V156H159ZM171 154V153H170ZM176 154V153H175ZM182 154V153H181ZM227 154V153H226ZM64 155V154H63ZM75 155V154H74ZM86 155V154H85ZM130 155V154H129ZM168 155V154H167ZM232 155H233V153H232ZM30 156V155H29ZM36 156H38L37 154H36ZM48 156V155H47ZM60 156V155H59ZM80 156H82V155H80ZM88 156V155H87ZM128 156V155H127ZM133 156V155H132ZM218 156V155H217ZM14 157H16V156H14ZM63 157V156H62ZM114 157V156H113ZM151 157V156H150ZM149 157V158H150ZM155 157V158H156ZM172 157V156H171ZM175 157V156H174ZM209 157H210V155H209ZM226 157V156H225ZM19 158V157H18ZM37 158V157H36ZM43 158V157H42ZM58 158V157H57ZM72 158V157H71ZM90 158V157H89ZM93 158V157H92ZM122 158V157H121ZM121 158H120V160H121ZM127 158H129V157H126L125 159H127ZM140 158V157H139ZM162 158V157H161ZM250 158V157H249ZM264 158V157H263ZM13 159V158H12ZM15 159V158H14ZM44 159V158H43ZM60 159V158H59ZM74 159V158H73ZM80 159V158H79ZM78 159V160H79ZM88 159V158H87ZM86 159V160H87ZM117 159V158H116ZM136 159V158H135ZM157 159V158H156ZM33 160V159H32ZM68 160V159H67ZM118 160V159H117ZM129 160H131V159H129ZM133 160V159H132ZM140 160V159H139ZM142 160V159H141ZM177 160V159H176ZM197 160V159H196ZM215 160V159H214ZM30 161H31V159H30ZM48 161H50L49 159H48ZM47 161V162H48ZM72 161V160H71ZM93 161V160H92ZM106 161V160H105ZM119 161V160H118ZM117 161V162H118ZM211 161V160H210ZM20 162V161H19ZM28 161H26V163H27ZM34 162V161H33ZM84 162V161H83ZM82 162V163H83ZM96 162H98V161H96ZM102 162V161H101ZM107 162V161H106ZM109 162H110V160H109ZM119 162H121V161H119ZM128 162V161H127ZM126 162V163H127ZM130 162V161H129ZM132 162V161H131ZM130 162V163H131ZM139 162V161H138ZM141 162V161H140ZM145 162V161H144ZM169 162V161H168ZM193 162V161H192ZM255 162V161H254ZM263 162V161H262ZM24 163H25V161H24ZM65 163V162H64ZM69 163V162H68ZM76 163V162H75ZM87 163V162H86ZM85 163V164H86ZM95 163V162H94ZM125 163V162H124ZM125 163V164H126ZM136 163V162H135ZM172 163V162H171ZM187 163V162H186ZM190 163V162H189ZM219 163V162H218ZM222 163H223V161H222ZM259 163V162H258ZM28 164V163H27ZM44 164V163H43ZM70 164V163H69ZM101 164V163H100ZM107 165H108V163H106ZM115 164V163H114ZM122 164V163H121ZM149 164V163H148ZM148 164L147 165H145V166H148ZM183 164V163H182ZM214 164V163H213ZM61 165V164H60ZM75 165V164H74ZM79 165H80V163H79ZM91 165V164H90ZM116 165V164H115ZM135 165V164H134ZM143 165V164H142ZM158 166H159V164H157ZM189 165V164H188ZM228 165V164H227ZM250 165V164H249ZM28 167H29V165H27ZM41 166V165H40ZM44 166V165H43ZM78 166V165H77ZM85 166H87V165H85ZM95 166V165H94ZM98 166H99V164H98ZM97 166V167H98ZM104 166V165H103ZM102 166V167H103ZM116 166H120V164H118V165H116ZM126 166V165H125ZM167 166V165H166ZM198 166V165H197ZM32 167V166H31ZM55 167V166H54ZM71 167V166H70ZM69 167V168H70ZM96 167V166H95ZM101 167V166H100ZM99 167V168H100ZM128 167V166H127ZM134 167V166H133ZM135 167L137 168V166L135 165ZM134 167V168H135ZM141 167H144V166H141ZM164 167V166H163ZM189 167H190V165H189ZM202 167V166H201ZM226 167H228V166H226ZM226 167H225V169H226ZM231 167H233V166H231ZM235 167V166H234ZM62 168V167H61ZM76 168V167H75ZM87 168H89V167H87ZM104 168V167H103ZM105 168H106V165H105ZM117 168V167H116ZM116 168L114 169V170H116ZM121 169H122V166L120 167ZM118 169L119 170V174H121L120 173V171H121V169ZM139 168H140V165H139ZM139 168H137V169H139ZM150 168H151V166H150ZM175 168V167H174ZM187 168V167H186ZM230 168V167H229ZM253 168V167H252ZM35 169V168H34ZM37 169V168H36ZM43 169V168H42ZM54 169V168H53ZM64 169V168H63ZM74 169V168H73ZM72 169V170H73ZM79 169V168H78ZM90 170H92V168H89ZM102 169V168H101ZM100 169V170H101ZM143 169V168H142ZM157 167L155 168V170L157 171ZM162 169H164V168H162ZM162 169H160L161 171H162ZM194 169V168H193ZM203 169V168H202ZM225 169H223L222 168V170H223V172H224V170ZM234 169H236V168H234ZM246 169V168H245ZM40 170V169H39ZM55 170V169H54ZM58 170V169H57ZM80 170V169H79ZM88 170V169H87ZM89 170V171H90ZM99 170V171H100ZM106 170V169H105ZM111 171H112V169H110ZM109 170V171H110ZM123 170H124V168H123ZM128 170V169H127ZM130 171H131V168L129 169ZM128 170V171H129ZM148 170V169H147ZM153 170V169H152ZM220 170H221V168H220ZM227 170V169H226ZM232 170V169H231ZM240 170V169H239ZM238 170V171H239ZM64 171H66V170H64ZM81 171V170H80ZM103 171V170H102ZM138 170H136V172H137ZM144 171V172H143ZM143 171H139V172H143L144 174H146L145 173V170H143ZM151 171V170H150ZM154 171V170H153ZM152 171V172H153ZM172 171V170H171ZM179 171V170H178ZM198 171V170H197ZM237 171V172H238ZM37 172V171H36ZM40 172V171H39ZM46 172V171H45ZM67 172V171H66ZM79 172V171H78ZM113 172L114 171H112L110 174H107L108 175V177H109V175H111V174H113ZM116 172V171H115ZM114 172V174H116L117 175V173H115ZM124 172V171H123ZM135 172V171H134ZM148 172V171H147ZM150 173V174H153V175H155L154 174V172L153 173ZM160 172V171H159ZM163 172H165V170L163 171ZM176 172V171H175ZM186 172H187V170H186ZM199 172V171H198ZM226 172V171H225ZM229 172V171H228ZM236 172V171H235ZM246 172V171H245ZM43 173V172H42ZM59 173V172H58ZM70 173V172H69ZM88 173H90V172H88ZM96 173V172H95ZM108 173V172H107ZM125 173H128L127 171L125 172ZM125 173L123 174V175H125ZM142 173V174H143ZM162 173V172H161ZM166 173H167V171H166ZM165 173V174H166ZM172 173V172H171ZM208 173V172H207ZM206 173V174H207ZM220 173V172H219ZM222 173V172H221ZM244 173V172H243ZM242 173V174H243ZM26 174V175H25ZM45 174V173H44ZM47 174V173H46ZM51 174V173H50ZM54 174V173H53ZM52 174V175H53ZM71 174V173H70ZM85 174V173H84ZM92 174V173H91ZM104 174V173H103ZM140 174V173H139ZM149 174V172H148V176L150 175ZM163 175V176H165L166 177V175ZM173 174V173H172ZM172 174H169V175H172ZM175 174V173H174ZM178 174H179V172H178ZM195 174H198V173H195ZM200 174V173H199ZM224 174V173H223ZM231 174V173H230ZM229 174V175H230ZM235 174H237V173H235ZM264 174V173H263ZM37 175V174H36ZM60 175H61V173H60ZM65 175H66V173H65ZM73 175V174H72ZM80 175V174H79ZM101 175H102V172H101ZM153 175H150V177L151 178H153V177H155V176H153ZM161 175V174H160ZM160 175H159V177H160ZM168 175V174H167ZM169 175H168V178H169ZM182 175V174H181ZM190 175V174H189ZM245 175V174H244ZM45 176V175H44ZM50 176V175H49ZM54 176V175H53ZM67 176V175H66ZM105 176V175H104ZM103 176V177H104ZM121 176H122V174H121ZM136 176V175H135ZM138 176H140V175H138ZM138 176H136V178L134 177V179H138ZM194 176V175H193ZM198 176V175H197ZM232 176V175H231ZM234 176V175H233ZM256 176V175H255ZM254 176V177H255ZM28 177V176H27ZM61 177V176H60ZM74 177V176H73ZM96 177V176H95ZM94 177V178H95ZM114 177H115V175H114ZM126 177H128V176H126ZM130 177V176H129ZM128 177V178H129ZM143 177V176H142ZM162 177V176H161ZM160 177V178H161ZM179 177V176H178ZM185 177V176H184ZM191 177V176H190ZM200 177H202V175L200 176ZM212 177V176H211ZM228 177V176H227ZM248 177V176H247ZM258 177V176H257ZM260 177H262V175L260 176ZM29 178V177H28ZM79 178V177H78ZM82 178V177H81ZM93 178V179H94ZM99 178V177H98ZM116 178V177H115ZM128 178H126V180L128 179ZM145 178V177H144ZM148 178L149 177H147V181H148ZM151 178H149V179H151ZM157 178V177H156ZM167 178V177H166ZM207 178V177H206ZM215 178V177H214ZM235 178V177H234ZM37 179H38V177H37ZM40 179V178H39ZM38 179V180H39ZM42 179V178H41ZM44 179V178H43ZM62 179V178H61ZM83 179V178H82ZM101 179V178H100ZM103 179V178H102ZM113 179V176H112V178H111V180ZM117 182H119V178L117 177ZM162 179V178H161ZM161 179H156L157 181H159V180H161ZM170 179V178H169ZM192 179V178H191ZM199 179H201V178H199ZM235 179H237V178H235ZM247 179V178H246ZM261 179V178H260ZM264 179V178H263ZM54 180H56V178L54 179ZM53 180V181H54ZM64 180V179H63ZM63 180H61V181H63ZM84 180V179H83ZM97 180V179H96ZM129 180H130V178H129ZM128 180V181H129ZM132 180V179H131ZM136 180H134V182L136 181ZM152 180H154V179H152ZM151 180V181H152ZM156 180H154V181H156ZM182 180V179H181ZM195 180V179H194ZM202 180V179H201ZM201 180H200V182H201ZM223 180V179H222ZM229 180V179H228ZM242 180V179H241ZM249 180V179H248ZM59 181V180H58ZM72 181V180H71ZM81 181V180H80ZM122 181V180H121ZM120 181V182H121ZM123 181H124V179H123ZM138 181V180H137ZM141 181V180H140ZM145 181V180H144ZM165 181L167 182L168 180H166L165 179ZM189 181V180H188ZM227 181V180H226ZM237 181V180H236ZM46 182H48V181H46ZM56 182V181H55ZM60 182V181H59ZM65 182H66V178H65ZM77 182H78V179H77ZM76 182V183H77ZM89 182V181H88ZM105 182V181H104ZM134 182H133V184H134ZM146 182V181H145ZM163 182V181H162ZM239 182V181H238ZM245 182V181H244ZM252 182V181H251ZM41 183V182H40ZM44 183V182H43ZM42 183V184H43ZM51 183V182H50ZM73 183V182H72ZM72 183H70L69 185H71ZM79 183V182H78ZM77 183V184H78ZM84 183V182H83ZM83 183H79V185L80 184H83ZM107 183H109V182H107ZM126 183V182H125ZM132 183V182H131ZM141 183V182H140ZM150 183V184H149ZM151 183L152 182H148V184L149 185H151ZM154 183H156V182H154ZM158 183H160V181L158 182ZM168 183V182H167ZM189 183V182H188ZM202 183V182H201ZM249 183V182H248ZM39 184V183H38ZM45 184H47L48 185V183H45ZM44 184V185H45ZM52 184V183H51ZM57 184V183H56ZM63 184V183H62ZM75 185V188H76V186H77V188L76 189H74V190H77L79 187H78V185ZM114 184V183H113ZM124 184V183H123ZM128 185L130 184L129 182L127 183ZM126 184V185H127ZM133 184L131 185V186H133ZM135 184L136 185H138L136 182H135ZM142 185H143V183H141ZM141 184H139V185H141ZM145 185H146V183H144ZM182 184V183H181ZM207 184V183H206ZM217 184V183H216ZM226 184H228V182L226 183ZM263 184V183H262ZM43 185V186H44ZM90 185V184H89ZM95 185V184H94ZM98 185V184H97ZM103 185V184H102ZM135 185V186H136ZM148 185V186H149ZM153 185V184H152ZM159 185H162L161 183L159 184ZM167 185V184H166ZM194 185V184H193ZM209 185V184H208ZM220 185V184H219ZM230 185V184H229ZM39 186H40V184H39ZM49 186V185H48ZM81 186V185H80ZM85 186L87 187V184L85 183ZM105 186V185H104ZM112 188L113 187H115V186H117L116 185V182H115V186H113V185H110ZM119 186V185H118ZM121 186H123V185H121ZM120 186V187H121ZM125 186V185H124ZM123 186V187H124ZM158 186V185H157ZM165 186V185H164ZM172 186V185H171ZM184 186V185H183ZM188 186V185H187ZM206 186V185H205ZM54 187V186H53ZM91 187V186H90ZM107 187V186H106ZM111 187H110V189H111ZM129 187V186H128ZM137 187V186H136ZM135 187V188H136ZM140 187V186H139ZM144 187V186H143ZM147 187V186H146ZM145 187V188H146ZM149 187H153V186H149ZM149 187H147L148 189L147 190H149ZM159 187V186H158ZM162 187V186H161ZM166 187V186H165ZM200 187V186H199ZM222 187V186H221ZM41 188V187H40ZM45 188V187H44ZM48 188V187H47ZM59 188V187H58ZM66 188V189H65ZM80 188H84V187H80ZM89 188V187H88ZM102 188V187H101ZM135 188H134V190H135ZM157 188V187H156ZM167 188V187H166ZM170 188V187H169ZM181 188V187H180ZM227 188V187H226ZM264 188V187H263ZM39 189V188H38ZM50 189V188H49ZM52 189V188H51ZM54 189H55V187H54ZM63 189V190H62ZM87 189V188H86ZM92 189V188H91ZM116 189H118V187L116 188ZM123 189V188H122ZM125 189H127V187L125 188ZM125 189H123V191L125 190ZM152 189V188H151ZM214 189V188H213ZM218 189V188H217ZM232 189V188H231ZM40 190V189H39ZM38 190V191H39ZM42 190V189H41ZM78 190H80V189H78ZM120 190V189H119ZM118 190V191H119ZM129 190V189H128ZM128 190H125V191H128ZM131 190V189H130ZM137 190V189H136ZM144 190H146V189H144ZM144 190H142V191H144ZM161 190V189H160ZM200 190H201V188H200ZM219 190V189H218ZM228 190V189H227ZM83 191V190H82ZM100 191V190H99ZM99 191L97 192L98 193V195H99ZM102 191V190H101ZM100 191V194L102 193V194H104L103 192H101ZM105 191H107L108 192V190H105ZM110 191V190H109ZM111 191H114V189H112ZM111 191H110V193H111ZM116 191V190H115ZM118 191L116 192V193H111V195L113 194H118ZM122 191V192H123ZM172 191V190H171ZM199 191V190H198ZM37 192V191H36ZM45 192V191H44ZM90 192V191H89ZM122 192H121V194H122ZM130 192V191H129ZM128 192V193H129ZM134 192H136V191H134ZM153 192V191H152ZM181 191H179V193H180ZM204 192V191H203ZM209 192V191H208ZM216 192V191H215ZM261 192V191H260ZM46 193H47V191H46ZM84 193V192H83ZM87 193V192H86ZM85 193V194H86ZM106 193V192H105ZM109 193V194H110ZM120 193V192H119ZM124 193V192H123ZM133 193V192H132ZM143 193V192H142ZM169 193V192H168ZM167 193V194H168ZM173 193V192H172ZM177 193V192H176ZM197 193V192H196ZM200 193V192H199ZM41 194V193H40ZM52 194V196H48V195H51ZM73 194V195H72ZM89 194V193H88ZM94 194H95V192H94ZM93 194V195H94ZM134 194V193H133ZM138 194V193H137ZM149 194V193H148ZM213 194V193H212ZM223 194H224V192H223ZM263 194V193H262ZM78 195V194H77ZM84 195V194H83ZM110 195V196H111ZM122 195H126V192L124 193V194H122ZM128 195V194H127ZM130 195H132V194H130ZM150 195V194H149ZM155 195V194H154ZM200 195H201V193H200ZM199 195V196H200ZM225 195V194H224ZM82 196V195H81ZM96 196V195H95ZM115 196V195H114ZM129 196V195H128ZM128 196H126L127 198H129ZM169 196V195H168ZM218 196H219V194H218ZM226 196V195H225ZM237 196V195H236ZM254 196V195H253ZM258 196V195H257ZM36 197V196H35ZM39 197H40V195H39ZM84 197V196H83ZM102 197H103V195H102ZM125 197V198H126ZM131 197V196H130ZM214 197V196H213ZM38 198V197H37ZM104 198H105V196H104ZM109 198V197H108ZM119 198V197H118ZM118 198H116V199H118ZM126 198V199H127ZM132 198V197H131ZM134 198V197H133ZM158 198V197H157ZM161 198V197H160ZM180 198V197H179ZM199 198V197H198ZM244 198V197H243ZM41 199V198H40ZM43 199V198H42ZM47 199V200H46ZM88 199V198H87ZM100 199V198H99ZM165 199V198H164ZM208 199V198H207ZM110 200V199H109ZM111 200H112V197H111ZM110 200V201H111ZM114 200V199H113ZM128 200V199H127ZM132 200H134V199H132ZM166 200V199H165ZM170 200V199H169ZM211 200V199H210ZM214 200V199H213ZM236 200V199H235ZM257 200V199H256ZM260 200V199H259ZM262 200V199H261ZM84 201H86V200H84ZM96 201V200H95ZM106 201H107V199H106ZM106 201H104V202H102L103 204H106ZM109 201V202H110ZM123 201V200H122ZM129 203H130V198H129ZM128 201H126L127 202V204H129L128 203ZM156 201V200H155ZM217 201V200H216ZM230 201V200H229ZM228 201V202H229ZM248 201V200H247ZM252 201V200H251ZM82 202V201H81ZM87 202V201H86ZM125 202V203H126ZM134 202H135V200H134ZM163 202V201H162ZM177 202V201H176ZM202 202V201H201ZM210 202V201H209ZM212 202V201H211ZM90 203V202H89ZM102 203L100 204V205H102ZM114 203H116V202H114ZM133 203V202H132ZM132 203H130L129 205H131ZM261 203V202H260ZM82 204V206L85 204V203H81ZM112 204V206H113V203H111ZM136 204V203H135ZM138 204V203H137ZM152 204V203H151ZM166 204V203H165ZM195 204V203H194ZM206 204V203H205ZM214 204V203H213ZM243 204V203H242ZM99 205V204H98ZM117 205V204H116ZM115 205V206H116ZM139 205V204H138ZM163 205V204H162ZM230 205V204H229ZM78 206V205H77ZM105 206V205H104ZM107 206V205H106ZM105 206V208H107ZM110 206V208L109 209H111L112 207H111V205H109ZM108 206V207H109ZM137 207V205H134L133 207ZM146 206V205H145ZM149 206V205H148ZM153 206V205H152ZM161 206V205H160ZM199 206V205H198ZM84 207H85V205H84ZM92 207V206H91ZM117 207V206H116ZM115 207V208H116ZM119 207V206H118ZM127 207V206H126ZM125 207V208H126ZM130 207V206H129ZM165 207V206H164ZM174 207V206H173ZM202 207V206H201ZM211 207V206H210ZM245 207V206H244ZM264 207V206H263ZM80 208H83V207H80ZM115 208L113 209V212H112V209L110 210L111 211V213H114L115 214V212H114V210H115ZM122 208V207H121ZM138 209H139V207H137ZM136 208V209H137ZM143 208V207H142ZM148 208H150V207H148ZM147 208V209H148ZM161 208V207H160ZM165 208H167V207H165ZM185 208V207H184ZM193 208V207H192ZM206 208V207H205ZM213 208V207H212ZM220 208V207H219ZM218 208V209H219ZM102 209V208H101ZM101 209H99V210H101ZM118 209V208H117ZM117 209H116V212H117ZM151 209H153V208H151ZM177 209V208H176ZM185 209H188V208H185ZM200 209H202V208H200ZM213 209H215V208H213ZM229 209V208H228ZM103 210V209H102ZM105 211L104 212H109V211H107L108 209H104ZM132 210H133V208H132ZM130 211L131 212V214H132V212L133 211ZM150 210V209H149ZM158 210V209H157ZM241 210V209H240ZM73 211V212H72ZM97 211V210H96ZM121 211H122V209H121ZM139 210H137V212H138ZM154 211V210H153ZM171 211V210H170ZM180 211V210H179ZM189 211H191V210H189ZM201 211V210H200ZM216 211V210H215ZM218 211V210H217ZM227 211V210H226ZM258 211V210H257ZM72 212V214L70 215V213ZM103 212V213H104ZM140 212V211H139ZM138 212V213H139ZM149 212V211H148ZM151 212H152V210H151ZM155 212H156V210H155ZM161 212V211H160ZM168 212V211H167ZM182 212V211H181ZM203 212V211H202ZM238 212V211H237ZM12 213H14V214H18V217H16V219H13V217L11 216V214ZM102 213V212H101ZM102 213V214H103ZM110 213V214H111ZM180 213V212H179ZM194 213V212H193ZM192 213V214H193ZM196 213V212H195ZM216 213V212H215ZM222 213V212H221ZM227 213V212H226ZM14 214H13V216H14ZM96 215H97V213H95ZM99 214H100V212H99ZM109 213H108V215H110ZM114 214H113V216H114ZM119 214V213H118ZM125 214V213H124ZM135 213L133 212V216H135L134 215ZM156 214H163V211H162V213H156ZM174 214V213H173ZM173 214H170V215H173ZM177 214V212L175 213V215ZM184 214V213H183ZM188 214H189V212H188ZM192 214L190 215V217L189 218H192V217H194V216H192ZM202 214V213H201ZM224 214V213H223ZM15 215V216H16ZM67 215H69V216H67ZM95 215V216H96ZM115 215H117V214H115ZM137 215V214H136ZM139 215V217H140V215H141V212L138 214ZM153 215V213H151V216ZM164 215V214H163ZM175 215H173L172 217H174ZM178 215V214H177ZM179 215H182V213L181 214H179ZM198 215V214H197ZM213 215V214H212ZM230 215V214H229ZM264 215V214H263ZM66 216V217H65ZM92 216V215H91ZM101 216V215H100ZM99 216V217H100ZM103 216V215H102ZM104 216H105V213H104ZM103 216V217H104ZM131 216V215H130ZM132 216V217H133ZM151 216H149L150 217V219H151ZM153 216H155V213H154V215ZM152 216V217H153ZM161 216V215H160ZM159 216V217H160ZM183 216V215H182ZM181 216V217H182ZM195 216H196V214H195ZM211 216V215H210ZM261 216V215H260ZM90 217V216H89ZM102 217V218H103ZM138 217V218H139ZM145 217V216H144ZM162 217V216H161ZM167 217V216H166ZM171 217V216H170ZM184 217V216H183ZM187 217V216H186ZM185 217V218H186ZM199 217V216H198ZM226 217V216H225ZM224 217V218H225ZM250 217V216H249ZM255 217V216H254ZM112 218V217H111ZM117 218V217H116ZM126 218V217H125ZM137 218V217H136ZM136 218H132V220L134 221ZM138 218H137V220H138ZM175 218V217H174ZM172 219V220H176V218L175 219ZM178 218H180V217H178ZM197 218V217H196ZM220 218V217H219ZM221 218H223V217H221ZM262 218V217H261ZM264 218V217H263ZM86 219H87V217H86ZM85 219V220H86ZM92 219V218H91ZM98 219V218H97ZM118 219V218H117ZM116 219V220H117ZM142 219H145V218H142ZM162 219V218H161ZM169 219V218H168ZM180 219H182V218H180ZM184 219V218H183ZM182 219V220H183ZM195 219V218H194ZM241 219V218H240ZM89 219H87L86 221H88ZM92 220H94V219H92ZM92 220H90V221H92ZM99 220H102L101 218L99 219ZM131 220V219H130ZM131 220V222L133 223V221ZM155 220V219H154ZM157 220H159V218L157 219ZM170 220V219H169ZM206 220V219H205ZM210 220V219H209ZM246 220V219H245ZM258 220H260L259 218H258ZM86 221L84 222V223H86ZM119 221V220H118ZM117 221V222H118ZM126 222H128L127 220H125ZM140 222L141 221H143V220H139ZM151 221V220H150ZM152 221H153V219H152ZM151 221V222H152ZM177 221V220H176ZM176 221H174V222H176ZM192 221V220H191ZM216 221V220H215ZM224 221V224H225V220H223ZM261 221H262V219H261ZM18 222V223H17ZM94 222V221H93ZM101 222H99L100 224H102ZM117 222H115V224L117 223ZM131 222H128L127 224H128V226H129V223H131ZM147 222V221H146ZM149 222V221H148ZM154 222V221H153ZM158 222V221H157ZM157 222H156V224H157ZM160 222V221H159ZM170 222V221H169ZM252 222V221H251ZM88 223V222H87ZM90 223H92V222H90ZM137 224L139 223L138 221L136 222ZM143 224H145V221L144 222H142ZM155 223V222H154ZM172 223V222H171ZM170 223V224H171ZM183 223V222H182ZM182 223H181V226H182ZM195 223V222H194ZM217 223V222H216ZM13 224H15V225H13ZM89 224V223H88ZM121 224V223H120ZM140 224V223H139ZM155 224V225H156ZM158 224H160V223H158ZM188 224V223H187ZM223 224V223H222ZM232 224V223H231ZM263 224V223H262ZM73 225H74V227H76V228H71V227H73ZM132 225V224H131ZM136 225V224H135ZM160 225H162V224H160ZM174 225H176V224H174ZM246 225V224H245ZM253 225V224H252ZM94 226V227H93ZM117 226H119V222L117 223ZM133 226V225H132ZM131 226V227H132ZM140 226V225H139ZM172 226V225H171ZM184 226V225H183ZM186 226V225H185ZM189 226V225H188ZM207 226V225H206ZM209 226V225H208ZM213 226V225H212ZM215 226V225H214ZM230 226H232V225H230ZM239 226V225H238ZM248 226V225H247ZM103 227V228H102ZM134 227V226H133ZM132 227V228H133ZM144 227V226H143ZM145 227H149V225L147 224V226L145 225ZM189 227H191V226H189ZM227 227V226H226ZM234 227V226H233ZM242 227V226H241ZM243 227H245L244 225H243ZM255 227V226H254ZM260 227V226H259ZM128 228V227H127ZM126 228V229H127ZM130 228V227H129ZM128 228V229H129ZM131 228V229H132ZM172 228V227H171ZM211 228V227H210ZM257 228V227H256ZM72 229H78V231L75 233V234H73L74 233V231L75 230H73L72 231ZM100 229V230H99ZM121 229V228H120ZM125 229V230H126ZM177 229V228H176ZM185 229H186V227H185ZM188 229V228H187ZM186 229V230H187ZM209 229V228H208ZM232 229V228H231ZM236 229V228H235ZM243 229V228H242ZM69 230H71L73 233H71V232H69ZM119 230V229H118ZM139 230V231H140ZM194 230V229H193ZM197 230V229H196ZM200 230V229H199ZM239 230V229H238ZM245 230V229H244ZM252 230H253V228H252ZM255 230V229H254ZM260 230V229H259ZM130 231H132V230H130ZM140 231V232H141ZM175 231V230H174ZM177 231V230H176ZM181 231H183L182 230V227H181V229H180V232H178V234H181V233H183V232H181ZM208 231V230H207ZM234 231V230H233ZM125 232V231H124ZM127 232V231H126ZM132 232H135L134 231V229H133V231ZM191 232V231H190ZM196 232V231H195ZM210 232V231H209ZM221 232V231H220ZM228 232V231H227ZM240 232V231H239ZM241 232H243V231H241ZM240 232V233H241ZM254 232V231H253ZM185 233H186V231H185ZM188 233V234H187ZM186 234L188 235V237L189 238H191L190 236H189V232H187ZM193 233V232H192ZM197 233V232H196ZM199 233V232H198ZM207 233V232H206ZM212 233V232H211ZM239 233V234H240ZM259 233V232H258ZM169 234V233H168ZM185 234V235H186ZM223 234V233H222ZM233 233H231V235H232ZM243 233H241V235H242ZM250 234V233H249ZM248 234V235H249ZM182 235H184V234H182ZM182 235H179V236H181L182 237ZM186 235V236H187ZM194 235V234H193ZM193 235H191L193 238L195 237V236H193ZM196 235V234H195ZM200 235V234H199ZM203 235V234H202ZM240 235V236H241ZM256 235V234H255ZM262 235V234H261ZM260 235V236H261ZM123 236V237H124ZM134 236V235H133ZM136 236H138L137 234H136ZM141 236V235H140ZM197 236V235H196ZM209 236V235H208ZM221 236V235H220ZM225 236V235H224ZM236 236V235H235ZM245 236V235H244ZM259 236V235H258ZM139 237V236H138ZM180 237V238H181ZM256 237V239L257 238H259V237H257V236H255ZM263 237V236H262ZM262 237H260V238H262ZM131 238V237H130ZM179 238V237H178ZM187 237H185V239H186ZM189 238H187V239H189ZM197 238V237H196ZM200 238V237H199ZM205 238V237H204ZM214 238V237H213ZM216 238V237H215ZM228 238V237H227ZM226 238V240H229V239H227ZM236 238V237H235ZM252 238L254 239V235L252 236ZM252 238H251V240H252ZM122 239V240H121ZM133 239V238H132ZM181 239H183V238H181ZM217 239H218V237H217ZM221 239H222V236H221ZM234 239V238H233ZM242 239H243V237H242ZM246 240H248L247 238H245ZM245 239L243 240V241H245ZM263 239V238H262ZM120 240H121V242H120ZM184 240V239H183ZM189 240H191V239H189ZM219 240V239H218ZM217 240V241H218ZM223 240V239H222ZM236 240V239H235ZM250 240V239H249ZM255 240V239H254ZM135 241H136V239H135ZM175 241V240H174ZM181 240H179V242H180ZM185 241V240H184ZM183 241V242H184ZM192 241H193V239H192ZM200 241V240H199ZM210 241V240H209ZM216 241V242H217ZM220 241V240H219ZM224 241H225V238H224ZM223 241V242H224ZM232 241V239L230 240V242ZM238 241V240H237ZM253 241V240H252ZM252 241H250V243L252 242ZM256 241V240H255ZM262 241V240H261ZM260 241V242H261ZM263 241H264V239H263ZM182 242V241H181ZM186 242V241H185ZM184 242V243H185ZM189 242V241H188ZM197 242V241H196ZM203 242V241H202ZM208 242V241H207ZM212 242V241H211ZM213 242H214V240H213ZM215 242V243H216ZM223 242L221 243V244H223ZM249 242V241H248ZM178 243V242H177ZM187 243V242H186ZM195 243V242H194ZM228 243V242H227ZM235 243L237 244V242L235 241ZM256 243H258V242H256ZM264 243V242H263ZM189 244V243H188ZM198 244V243H197ZM206 244V243H205ZM204 244V245H205ZM208 244V243H207ZM206 244V245H207ZM209 244H211V243H209ZM213 244V243H212ZM230 244V243H229ZM245 244H247L248 245V243H246L245 242ZM253 245L255 244V243H252ZM252 244H249V245H252ZM262 244V243H261ZM189 245H192V243L191 244H189ZM199 245V244H198ZM203 245V246H204ZM205 245V246H206ZM215 245V244H214ZM214 245H212L213 247H214ZM237 245H239V244H237ZM246 245V246H247ZM248 245V247H250V249H251V246H249ZM256 245V244H255ZM184 246V245H183ZM182 246V247H183ZM202 246V247H203ZM209 246H211V245H209ZM208 246V247H209ZM223 246H226V243H225V245H223ZM231 246V245H230ZM245 246V245H244ZM245 246V247H246ZM261 246H264V245H261ZM220 247V246H219ZM253 247V246H252ZM257 247V246H256ZM188 248V247H187ZM197 248V247H196ZM207 248V247H206ZM205 248V249H206ZM217 248V247H216ZM226 248H227V246H226ZM226 248H224L223 247V250L224 249H226ZM228 248H230V247H228ZM238 248V247H237ZM200 250H202V251H204L205 249H201V248H199ZM198 248H197V250H199ZM208 249V248H207ZM239 249V248H238ZM244 249V248H243ZM247 249V248H246ZM249 248L247 249V250H250ZM185 250H187V249H185ZM194 250V249H193ZM196 250V249H195ZM196 250V251H197ZM228 250V249H227ZM226 250V251H227ZM239 250H241V249H239ZM238 250V251H239ZM245 250V249H244ZM254 250V248H252V251ZM264 250V249H263ZM233 251V250H232ZM254 251H256V249L254 250ZM259 251V250H258ZM227 252H229V251H227ZM226 252V253H227ZM230 252H231V250H230ZM196 253V252H195ZM197 253H198V251H197ZM201 253V252H200ZM200 253H198V254H200ZM203 253H208L207 251L206 252H203ZM222 254V256H226V259H222L223 261L222 262H224V264H226L227 263V254ZM235 253V252H234ZM239 254L241 253V252H238ZM249 253V251H247V254ZM253 252H251V253H249L250 255L252 254ZM258 253V252H257ZM197 254V255H198ZM214 254H215V252H214ZM216 254H218V252L216 253ZM231 254H232V252H231ZM231 254L229 253V255L228 256H231ZM243 254H245L244 256L245 257H242V258H246V256H247V254L246 253H243ZM248 254V255H249ZM254 255H256L255 253H253ZM260 253H258V256L260 257V255H259ZM264 254V253H263ZM201 255V254H200ZM199 255V256H200ZM220 255V254H219ZM236 255H238V254H236ZM262 255V254H261ZM206 256H207V254H206ZM224 256V257H225ZM238 256H241V254L240 255H238ZM253 255H251L250 257H252ZM208 257V256H207ZM215 257H216V255H215ZM259 257H257V258H259ZM263 258H264V256H262ZM217 258V257H216ZM220 258V257H219ZM241 258V257H240ZM252 258H255V256H253ZM261 258V257H260ZM248 259V258H247ZM251 259V258H250ZM250 259H248V260H250ZM211 260V259H210ZM232 260V259H231ZM247 260V261H248ZM254 260V259H253ZM251 261H252V259H251ZM250 261V262H251ZM254 261H256V260H254ZM254 261H252L251 263H247V264H256ZM264 260H261V262H263ZM226 262V263H225ZM223 264V263H221V262H219V261H216L215 262V264ZM257 263H258V261H257ZM213 264V263H212ZM227 264H229V262L227 263ZM258 264H261L260 263V261H259V263Z\"/></svg>", "mask_w": 264, "mask_h": 264}]
</instances>
